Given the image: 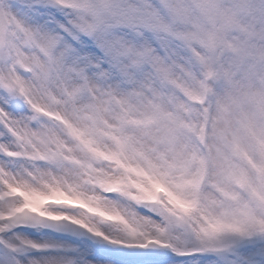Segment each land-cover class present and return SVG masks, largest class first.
<instances>
[{
	"label": "snow or ice",
	"instance_id": "6c2138e0",
	"mask_svg": "<svg viewBox=\"0 0 264 264\" xmlns=\"http://www.w3.org/2000/svg\"><path fill=\"white\" fill-rule=\"evenodd\" d=\"M0 264H264V0H0Z\"/></svg>",
	"mask_w": 264,
	"mask_h": 264
}]
</instances>
